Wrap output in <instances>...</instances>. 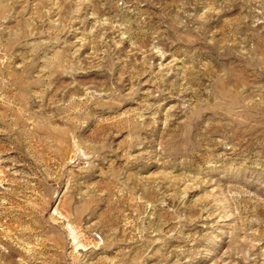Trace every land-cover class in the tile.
I'll return each mask as SVG.
<instances>
[{
	"label": "rangeland",
	"instance_id": "rangeland-1",
	"mask_svg": "<svg viewBox=\"0 0 264 264\" xmlns=\"http://www.w3.org/2000/svg\"><path fill=\"white\" fill-rule=\"evenodd\" d=\"M0 264H264V0H0Z\"/></svg>",
	"mask_w": 264,
	"mask_h": 264
}]
</instances>
